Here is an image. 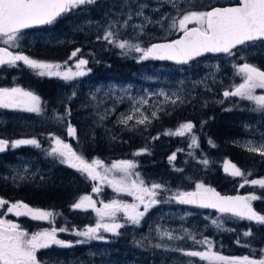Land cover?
Listing matches in <instances>:
<instances>
[{
  "label": "trees",
  "instance_id": "obj_1",
  "mask_svg": "<svg viewBox=\"0 0 264 264\" xmlns=\"http://www.w3.org/2000/svg\"><path fill=\"white\" fill-rule=\"evenodd\" d=\"M233 3L229 1L226 4ZM223 5L224 3L218 4V6ZM97 12L96 9L91 15L93 18L101 19L102 14L96 15ZM107 15L104 14V22L107 21ZM62 31L63 28L59 27L52 32L62 34ZM155 35L156 37L143 44L145 48L155 42V39L166 37V35L163 36L164 33L158 31ZM61 45L64 48L58 50L51 47L52 45L36 44L31 51L24 53L39 61L62 62L67 58L66 54L71 51L68 49L69 46L73 45L75 49L82 50L80 57L89 62L87 74L89 78L86 80L90 83L91 91L103 92L106 85H110L116 91L137 94V97L129 99L133 102L132 108L129 101L114 103L117 99L111 102L106 100L105 104H111L109 105V111H111L99 118L90 106L91 99L86 93L79 94L72 101H65L57 81L37 77L25 68L1 71L0 87H20L38 95L41 101V113L44 115L50 116L55 111L61 112L63 120L74 127L76 133L75 138L70 136L68 139L67 131L61 129L57 135L62 140L71 142L73 149L89 162L93 159H99L105 164L122 159L134 161L135 170L144 184L146 186L163 185L167 191H161L160 196L165 198L171 195L172 191L194 190L196 183H203L221 194L237 193L239 185L243 183V177L227 174L223 168L225 160L236 164L249 181L264 179V157L249 152L243 143L264 136V111L255 110L256 105L252 101L223 96L224 91L233 89L239 81L234 67L230 66L231 61L239 65L238 62L242 60L237 62L238 52L244 49L247 54L257 48L255 47L257 45L250 44L239 48L231 57H205L182 67L124 55L120 49L105 44L104 41L102 43L95 35L84 38L82 35L73 34L70 41L63 42ZM263 51L261 49L262 53ZM248 55L250 56L244 59L245 63L264 70V55L263 57L259 53ZM217 59H219L221 78L219 81L202 83L204 64ZM163 68L172 71H163L161 70ZM85 69L87 70V66ZM151 77L156 78L154 85L149 81ZM151 86L163 91L172 99L176 96L180 99L173 105L170 100L165 99V95H160L161 93L148 96L149 92L154 91ZM94 97L101 99L102 94H94ZM141 100H146L147 103L140 104ZM86 106L88 109L85 108ZM136 109H140V112L151 118V123L137 125L133 120L128 122L127 127L120 123V120L129 114L139 117L140 113L135 112ZM153 112L157 113V117H152ZM0 115L7 120L5 124L0 125V137L9 142L23 137L22 133L25 132L20 122L14 118L26 119L33 116L25 117L26 115L5 110H1ZM186 122L194 124L192 132L197 137L198 147H189L191 139L187 133L184 136L165 134L169 130H176L179 125ZM32 130L26 134L29 137L38 138L40 136L45 138L51 131H46L44 128ZM209 140L215 144V147L209 143ZM141 150L145 153L136 157L135 152ZM34 152L33 146L17 148L9 146L0 154V198L8 201L20 200L29 206L50 210L55 214L56 211L65 212L62 208L72 207L81 194L87 192L98 194L93 192L95 181L88 180L85 176L81 177V174L58 162L48 166L43 155ZM173 153L176 154V159L170 162L169 157ZM203 159H207L209 164L204 165L201 162ZM10 166L12 169H9ZM176 169H182V171ZM241 192L253 193L261 197L251 203L258 214L264 215V189L249 183ZM99 198L107 202L113 199L120 201L127 199L125 196L120 198L113 191L105 189L99 192ZM163 200H160V203L164 202ZM166 205V202L162 203L160 207L146 212L148 221L144 223L136 236H131L134 230L121 231L116 235H105L102 242L85 243L87 245L79 246L76 244L71 248L59 250L60 255L57 257H61L60 263H67L73 258L79 261L91 259L96 262L99 258L96 255L91 257L89 253L97 254L93 252L97 250L100 253L115 256L116 260L133 261L138 264H168L171 259H184V255L180 254L176 247L167 251L158 250L152 245L154 241L144 239L143 234L148 230L146 226L151 219L153 222L159 220L155 217L164 212ZM172 205H176L175 202ZM203 213L215 215L209 211H203ZM71 217L73 219L68 227H65L67 231L60 235V239L72 243L79 239L69 233L66 234L72 230L70 225L75 224L74 227L83 228L91 223L92 216L73 210ZM187 224L190 225L191 221ZM245 232L251 234L245 236ZM138 235H143V240L140 241L143 247L141 249L133 247V241H137ZM205 237L211 239L212 251L220 255L264 258V252H262L264 249L261 245L264 243V225L248 220H237L236 223L226 221L219 231L216 233L208 231ZM57 257H54L55 262L52 264L58 263ZM192 260L200 264L195 257ZM181 264H185L183 260Z\"/></svg>",
  "mask_w": 264,
  "mask_h": 264
},
{
  "label": "snow or ice",
  "instance_id": "obj_2",
  "mask_svg": "<svg viewBox=\"0 0 264 264\" xmlns=\"http://www.w3.org/2000/svg\"><path fill=\"white\" fill-rule=\"evenodd\" d=\"M174 8L178 9V15L171 18L168 25L170 31L182 33L175 40L167 43H153L148 47H141L139 43H132L129 40H120L118 33L111 29L115 27V23L109 25V29L105 31L102 39L122 51V54L138 53L139 60H168L174 61L176 64H188L201 57L206 53H223L228 56L235 55L234 49L238 46H248L257 41L264 42V0H238L237 6L231 7H214L209 5V10H192L180 11L176 0H166ZM96 0H0V43L8 45L9 48L16 47L17 40L22 30L29 29L39 25L53 24L57 18L69 12L72 9L82 5L95 4ZM143 5H141V8ZM137 15H143L138 12ZM132 16L129 14L128 20ZM147 20L148 18L145 17ZM189 25H192L189 27ZM124 27L128 26V21L124 22ZM137 27H143L137 26ZM101 39V37H98ZM9 48L0 47V66L7 65L9 67L17 66L18 61H22L24 65L35 71L37 76L59 77L65 81H71L76 77L87 74L85 66L88 61L79 58L75 62V71L67 65L59 63L41 62L36 59L29 58L27 55L13 53ZM80 49L74 50L69 59L77 57ZM236 67V75L241 77L239 84L233 89L223 92L224 97H239L241 99L252 101L256 105L255 110L264 111V95H257V89H264V70L249 64L243 63ZM165 99L175 105L180 98L175 99L168 97ZM140 104L147 103L146 100L139 101ZM0 108L17 109L29 113H41V101L38 95L31 91L24 90L20 87H0ZM139 117L135 114H129L120 120V123L128 126L129 121L135 120V124L151 123V118L140 112ZM70 115V112H69ZM152 117H157V113L153 112ZM194 124L186 122L172 131L166 132V135L184 136L186 133L190 135L191 144L189 147H198L196 135L192 132ZM68 135L75 138L76 130L70 124L67 128ZM158 138V137H156ZM52 147L48 150V155L58 158L60 163L67 164L69 167L76 169L86 178L93 181L107 180L108 185L118 195L123 193L134 197L144 205V211H139L137 205H129L113 199L109 203L103 204V209L96 207V201L89 195L80 197L79 201L72 205L73 209L88 211L91 209L99 218L94 227L89 226L74 234L84 239L76 241L83 244L92 240H103L104 237L99 235V230L104 232L117 233V229L124 227L123 224L116 222L117 213L123 212L124 218L132 225H139L142 217L148 211L149 207L160 203L156 199L161 191H167L161 184H153L147 187L144 181L140 179L139 173H134L136 163L131 160H121L106 167L99 159H93L89 162L82 154L77 153L73 147L61 138L51 135ZM209 143L215 147V144L209 140ZM21 145H33L39 148L41 145L36 139H17L9 142L0 139V153L5 152L9 146L17 148ZM244 147L253 153L264 157V142L254 144L247 142ZM137 155L139 153H136ZM192 155V153H189ZM176 154L173 153L169 157V161H174ZM204 165H208L209 161L203 159ZM224 171L233 177H243V183L259 186L264 189V179H253L249 181L245 173L241 171L236 164L228 160L223 162ZM103 169V173L99 171ZM182 171V169H176ZM112 173L111 178L108 174ZM119 173V176L116 175ZM250 175V173H249ZM135 176V179L132 177ZM101 189L93 186V192L99 193ZM145 197L148 198L147 202ZM261 199V197L251 194L248 196H221L210 187H206L203 183H196L193 191H178L167 196L166 201L174 200L183 205H195L200 208H213L231 217L238 219H246L255 221L260 225H264V215L258 214L253 206L252 201ZM7 206V207H5ZM11 214L15 217H30L34 221H48L51 223V217L54 213L51 211L41 210L39 208L30 207L24 202H10L0 198V264H40L37 258V252L41 249H48L52 245L68 248L72 247L71 242H65L57 238V232H65L67 229H57L52 227L42 231L29 233L21 228L18 223L3 218ZM109 222H104L105 218ZM212 223L217 228L221 227V223L213 220ZM245 232L244 235H250ZM169 239H174L171 233H165ZM194 244L205 247V250H180L187 257H197L200 261H207L208 264H264V258L250 259L248 256L242 258L227 257L212 251L211 241L196 240L195 236L188 233ZM183 238V237H180ZM264 252V250H262ZM187 264H196L195 261L189 260Z\"/></svg>",
  "mask_w": 264,
  "mask_h": 264
},
{
  "label": "rangeland",
  "instance_id": "obj_3",
  "mask_svg": "<svg viewBox=\"0 0 264 264\" xmlns=\"http://www.w3.org/2000/svg\"><path fill=\"white\" fill-rule=\"evenodd\" d=\"M96 1H98V0H96ZM229 1L234 2L235 0H176V3L178 5L179 10L182 12V11H192V10H197V11L207 10V9H209L208 8L209 5L217 6L218 4H223V3L226 4ZM101 3L102 2H99V4L95 3V4H91V5H86L84 8L77 10V11H73L70 15L65 17L63 20V23H64L63 26L65 27V29H64V31H62L63 32L62 34L51 33L49 30L43 31V32H34V33L27 34V35H19V39L16 42V44H17L16 47L9 48L8 45H5L3 43H0V45L3 47L9 48V50H12L16 53L27 55L22 51L24 48L35 46L36 44H48V45L60 44V43L66 42V41H70L73 37V34L82 35L84 38H90L91 35H95L97 39H98V37H101V39H98V40L103 43L104 40L102 39V37L105 34V31L109 29V25L113 24V23H115V27L112 28L111 30L118 33V37L120 40H129L132 43H139L141 45V47H144L143 44H145L146 41H149V39H153L154 37H156V35H155L156 31H158L160 33H164L163 36L166 35V37L161 38V39H155V42H153V43L171 40V39L176 38V36H178L179 34H181L179 32L170 31L168 28V25H170V23H171V18L176 17L178 15V9L174 8L170 3H167L166 0H109L107 3H103V4H101ZM141 5H143L142 8H141ZM117 7H118V9H117ZM90 9H97L98 12L96 13V15L102 14L101 19L93 18V15H91ZM138 12H142L143 15H137ZM104 14H108L106 16V20H107L106 22L103 21L104 20ZM129 14L132 16L131 20H128ZM145 17H147L148 19L146 20ZM126 20L128 21V26L124 27L123 25H124V22ZM141 25L143 26L142 28L137 27V26H141ZM191 26L192 25H189V27H191ZM123 34H126L127 36H122ZM104 42H105V44H108L106 41H104ZM251 45H257V46H255L257 48L251 50L247 54H246V51L244 49L238 52L239 58H238L237 62L239 60H242V62H238L239 65H237V64L235 65V62L231 61L230 66L234 67L235 74H236V67L235 66H241L243 63H245L244 59L247 56H250L248 54L259 53L263 57L264 51L262 53L261 49L264 50V44L255 43V44H251ZM113 47L117 48L115 46H113ZM74 50H76V49L74 48L71 50L70 55ZM81 51L82 50H80V52H78L77 57H75V58L69 59V57H70V55H69L62 62H55V63L61 64L62 70H63V65L65 64V62H67V65L69 67H71L73 71H75L76 70L75 69V62H76V60L81 58L80 57ZM127 55L130 57H135L136 59H138V57H139L138 53H129ZM230 57H228V58H230ZM225 61H229V60L225 59ZM41 62H45V61H41ZM19 66L24 67L26 70H29L34 75H36L35 71L28 68L26 65L21 64ZM86 66H87V74H88L89 73V62L87 63ZM161 70L172 71L171 69H164V68ZM204 71L205 72H204L203 77L201 79L202 83H205V82L208 83L209 81H214V80L219 81V79L221 78V74L219 72V59L214 60V61L212 60L208 64L205 63L204 64ZM181 72L183 73L184 71H181ZM87 74L84 76H81V77H76L71 81H65L59 77L44 76V78L58 82L59 86L62 89V97L65 98V101H72L79 94L81 95V94L86 93L91 99L90 106L92 107L94 113L99 118L104 117L107 113H109L111 111V110L109 111V105H111V104L110 103L105 104L106 100L111 102V100L117 99V100H115L114 103H120L122 101H129V104L131 106L130 108H132L133 102H131L129 99H131V97H137V94L131 95L128 93H124L122 91H116L110 85H106V88L104 89L103 92H100L98 90V91H96V93H94L90 89L89 81L86 80L89 78V76H87ZM37 77H40V76H37ZM237 77L239 78V81L237 84H239L240 82H242L241 77L238 75H237ZM155 80H156L155 77L149 78V81L152 85H154L156 83ZM182 80L183 79H181V81ZM151 87L154 88L153 86H151ZM97 93L102 94L101 99L94 97V94H97ZM156 93H161L160 95H162V93L164 94L163 91L161 92L159 89L154 88V91L149 92L147 95L150 96V95L156 94ZM256 94L257 95H264V89H257ZM235 98L241 99L239 97H235ZM114 103H112V104H114ZM85 108L88 109L87 106ZM0 109H3V108H0ZM111 109H112V106H111ZM4 110L5 111H11L12 113H18V114L26 115L25 117H31L30 115H33L31 118H26V119L14 118V120H18L20 122L21 127H23L25 130V132L22 133L24 136L22 135L23 137L17 138V139H36L41 146L39 148H37L33 145H21V147L33 146V148L35 150L34 153L35 154H36V152L41 153L43 155L45 161H47L48 166L53 165L56 162L60 163V160L58 158H54V157L48 155V150H50V148L52 147V141L50 139L51 135H55V136L60 138V136L57 135L59 130L63 129L65 131H67L69 123L67 121L63 120L61 112L55 111L52 115L47 116V115H44L43 113H39V114L29 113V112L20 111L17 109H4ZM6 122H7V120L3 119V117H1V115H0V125L5 124ZM39 128H44V129H46V131H50V130L51 131L48 135L45 136V138H43L44 136H40L39 138L35 137V136L29 137V135L26 134V132L31 131L32 129H39ZM66 137L69 139L70 136L67 135ZM0 139H2V138L0 137ZM17 139H15V140H17ZM247 142L259 144L261 142H264V136L248 140ZM247 142L244 141L243 143L246 144ZM67 143L73 147V144L71 142L67 141ZM136 153H139V154L137 155ZM143 153H145V151H143V150L137 151V152H135V156L136 157L141 156ZM122 160H127V159H122ZM117 161H121V160L112 161V162H110V164H105V163H103V164L106 167H110L112 163L117 162ZM60 164H62V163H60ZM62 165L66 166L70 170H73L77 173H80L76 169L69 167L67 164H62ZM9 169H12V167L10 166ZM135 169L133 171H134V173H137ZM99 171H101L103 173V169H99ZM10 175H11V173H10ZM116 175L119 176V173H116ZM80 176L82 177L85 175H80ZM108 176H109V178H111L112 173H109ZM8 178H9V175H8ZM135 178H136L135 176L132 177V179H135ZM95 186L99 187L101 190L109 189V190L113 191L112 188L108 185L107 180H104L103 182H101L100 180H97V181H95ZM147 187H151V186H147ZM185 191H191V190H185ZM176 192H178V191H172L171 193L173 194ZM115 194L118 195L117 193H115ZM251 194H253V193H248V194H244V195L248 196ZM84 195L91 196L93 198V200H95L97 202L96 207L100 208V209H103L104 203H109L107 201H103V199L99 200L98 197H96V194H90V192H87L86 194L80 195L76 202H78L80 197H82ZM119 196H120V198L124 197V196L127 198V199L121 200L123 203L129 204V205H137L139 211H144V205L140 204V202L138 200H136L134 197L128 196V195L123 194V193L119 194ZM163 198H164V200H163ZM156 199L159 201L163 200L164 202H162V203H165V201H166V198L162 197L160 195L157 196ZM147 200H148V198L145 197L146 202H147ZM118 201H120V200H118ZM10 202L14 203V202H22V201L19 200V201H10ZM174 202L175 201H173V200L167 201L166 202L167 205H166L164 212H162L161 214H159L155 217L156 219L159 218V220L157 222H153L152 221L153 219H151V221L149 222V225L146 226V228L148 230L146 231V233L143 234L144 239L148 240V241H154L152 245H153V247H155V249H158V250L161 249V250L167 251L170 248L176 247L179 250V252H181L180 254H182V255H183V252L180 251L181 249L185 250V251H188V250L203 251V250H205V247H207V246L202 247L199 244H194L191 237L189 235H187L188 233H191L192 236H195L196 240L207 239V240L211 241L210 238L205 237L206 233L208 231L212 232V233H216V231H219L221 229L222 225H224L226 223V221H229L230 223H236V221H237V220H232L234 218H231L228 216L224 217V216H221L220 214H215V215L210 216L209 214H205V213H202L200 211L189 210L186 208L181 209L180 207H178L176 205H172ZM162 203H157L155 205H152L151 207H149L148 210L155 208V207H160ZM33 208H35V207H33ZM69 208H73V207L62 208L63 211H65V212L56 211L54 216L50 218L52 222L51 223L48 222L49 223L48 229H50L52 227H55L57 229L68 227L71 220L73 219L71 217L72 211L73 210L77 211V209L68 210ZM39 209L45 210L42 208H39ZM46 211H48V210H46ZM51 212H53V211H51ZM156 214H158V213H156ZM69 215H70V217H69ZM87 216H89V217L92 216V221L89 225H86L83 228H78V227H74L75 224H73V225L71 224L70 226H72V230L70 232L69 231L66 232V234L69 233V234L75 236L76 238H78L79 240L84 239L83 237L76 236L74 234V232L77 231L78 229H80V231H82L89 226L94 227L95 224L97 223V220L99 219L96 216L95 212H93L92 210ZM3 218H5V216ZM213 220H217L218 222H220L221 227L217 228L216 225H214L212 223ZM147 221H148V218H147V215L145 213L144 216L142 217L139 225H132L130 222H128L124 218L123 212H119V213H117L116 222L123 224L124 229H122L123 227H121V228L117 229L116 231H117V233H119L121 231L134 230L131 233L132 235L131 234L130 235L136 236L137 233L140 231V229L143 227L144 223H146ZM188 221H191L190 225L187 224ZM104 222H109L107 217L105 218ZM172 222H174V223H172ZM53 223H55V224H53ZM203 230H205V232ZM38 231H42V230L39 228ZM63 233L64 232L58 231L59 238H60V235H62ZM165 233H171V235L174 237V239H169L167 235H164ZM107 234L116 235V234H113L110 232H104L103 229L99 230V235L103 236L104 239H105V235H107ZM143 235H138L136 237L137 241H135V240L133 241V247L134 248H136V249L143 248L140 244V241L143 240ZM180 237H183V238H180ZM104 239L103 240H100V239L92 240V241H89L87 243L102 242V241H104ZM76 244L78 246L82 245V244L76 243V241L72 242L73 246ZM83 244L87 245L85 243H83ZM261 245L263 246V249H264V243ZM211 248H212V241H211ZM93 252H95L97 254L89 253V255L91 257L96 255L99 258V260L96 262L92 261L91 259H89L87 261H85V260L79 261L77 258L76 259L73 258L67 263H60L61 257H57V260H59L57 264H59V263L60 264H138V263L133 262V261L126 262V261L116 260L115 256L100 253L98 250L93 251ZM244 256L245 255L236 256V258H242ZM227 257H235V256H227ZM192 258H194V257H187L184 255V259H178V258L177 259H171L170 260L171 262L168 264H181L182 260L184 261L185 264H187V262L189 260H192ZM195 258L198 259V261H200L199 258H197V257H195ZM250 259H255V257H251ZM52 262H55L54 258L51 261L46 260L45 263L52 264ZM200 264H208V262L207 261H200Z\"/></svg>",
  "mask_w": 264,
  "mask_h": 264
},
{
  "label": "flooded vegetation",
  "instance_id": "obj_4",
  "mask_svg": "<svg viewBox=\"0 0 264 264\" xmlns=\"http://www.w3.org/2000/svg\"><path fill=\"white\" fill-rule=\"evenodd\" d=\"M30 207H32V206H30ZM80 211H82V210H80ZM85 212H88V211H85ZM69 217H70V215H69ZM5 219H9L15 223H18L22 229L28 231L29 233L37 232L39 228L41 230H45V229L49 228L48 221H34L30 217H25V216L15 217V216L9 214V215L5 216ZM53 224H55V223H53ZM57 238L60 239L58 236V232H57ZM64 241L69 242L67 240H64ZM59 247L60 246H58V245H52L48 249L39 250L37 252V258L40 261V264H43L44 258H46L47 260H50V259L52 260L54 257H57V255H59V252H58ZM62 248H64V247H62ZM69 254H72V253H69Z\"/></svg>",
  "mask_w": 264,
  "mask_h": 264
},
{
  "label": "water",
  "instance_id": "obj_5",
  "mask_svg": "<svg viewBox=\"0 0 264 264\" xmlns=\"http://www.w3.org/2000/svg\"><path fill=\"white\" fill-rule=\"evenodd\" d=\"M238 5V3L237 4H234V5H226V6H222V7H231V6H237ZM40 27H44V25H39V26H34V27H32V28H40ZM29 29H31V28H29ZM25 30V29H24ZM23 31V30H22ZM182 35V33L181 34H179L175 39H178L180 36ZM174 39V40H175ZM170 41H172V40H170ZM170 41H160V42H156V43H167V42H170ZM257 42H260V41H257ZM239 47H241V46H238V48ZM235 50V49H234ZM208 56H226V54H223V53H206L205 55H203V56H201V57H197L195 60H193V61H191L190 63H188V64H183V65H181V64H176L174 61H168V60H153V61H156V62H166V63H169V64H171V65H174V66H184V65H189V64H191V63H193V62H195V61H197L198 59H201V58H205V57H208ZM240 189L241 188H239V191H240ZM221 195V194H220ZM221 196H243L242 194H235V195H221ZM179 204V203H178ZM179 205H182V206H188V207H195V208H200V207H197V206H195V205H183V204H179ZM201 209H205V210H210V211H214V212H219V211H217L216 209H213V208H201ZM219 213H221V212H219ZM223 214H225V213H223ZM230 215V214H229ZM251 222H255V221H251ZM256 223V222H255Z\"/></svg>",
  "mask_w": 264,
  "mask_h": 264
}]
</instances>
